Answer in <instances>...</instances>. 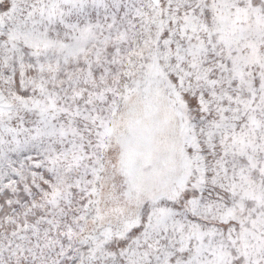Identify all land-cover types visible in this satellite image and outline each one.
Returning <instances> with one entry per match:
<instances>
[{"label":"snow or ice","instance_id":"1","mask_svg":"<svg viewBox=\"0 0 264 264\" xmlns=\"http://www.w3.org/2000/svg\"><path fill=\"white\" fill-rule=\"evenodd\" d=\"M0 264H264V0H0Z\"/></svg>","mask_w":264,"mask_h":264}]
</instances>
